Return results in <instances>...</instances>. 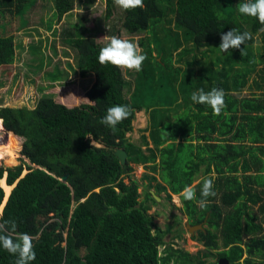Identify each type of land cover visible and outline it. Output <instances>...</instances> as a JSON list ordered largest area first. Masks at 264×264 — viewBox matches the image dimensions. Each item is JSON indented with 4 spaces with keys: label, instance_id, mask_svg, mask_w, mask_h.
<instances>
[{
    "label": "trees",
    "instance_id": "16d2710c",
    "mask_svg": "<svg viewBox=\"0 0 264 264\" xmlns=\"http://www.w3.org/2000/svg\"><path fill=\"white\" fill-rule=\"evenodd\" d=\"M69 2L54 0L55 14L64 15ZM76 2L77 11L65 15L74 13L75 20L59 38L65 55L75 60L68 62L74 73L94 77L86 90L90 102L69 107L51 92L34 106L0 103V118L22 141L24 156L17 165L0 166V206L6 182L13 189L3 219L15 222L10 234L32 237L36 257L30 264H207L210 259L209 264H219L224 258L230 264H264V25L238 12L245 0H143V9L128 11L104 0L106 12L99 17L114 22H108L107 32L91 29L89 13L78 9L84 1ZM46 7L45 0H0V67L15 63L20 47L8 32L12 21L7 16L17 17L21 29L29 23L27 15H40L38 24L50 29ZM232 28L251 34L241 45L246 54L219 50L221 33ZM123 30L130 40L142 36L138 43L147 56L141 71L127 70L132 79L97 60L109 40L101 43L93 35L121 38ZM31 48L42 65V45ZM60 72L55 65L43 76L60 81ZM16 76L19 80L21 73ZM201 88L223 89L220 115L191 101V93ZM114 105L131 110L115 130L100 123ZM143 110L150 114L144 129L149 136L141 142L152 145L149 155L131 136L136 114ZM16 136L10 140L14 153ZM117 148L127 152L124 162ZM134 164L151 166L153 174L160 171L161 182L146 176L151 183L143 201L132 177ZM207 178L213 179L215 195L201 208L200 188ZM186 185L195 188V200L180 197ZM176 196L189 225H202L192 237L204 247L196 254L165 240L183 223L175 210L165 228L156 223L160 213H150L174 204ZM176 232L179 239L188 234L187 228ZM15 260L0 248V264Z\"/></svg>",
    "mask_w": 264,
    "mask_h": 264
},
{
    "label": "rangeland",
    "instance_id": "374dc122",
    "mask_svg": "<svg viewBox=\"0 0 264 264\" xmlns=\"http://www.w3.org/2000/svg\"><path fill=\"white\" fill-rule=\"evenodd\" d=\"M83 1V5L78 9L86 14L89 13V17H91L89 27L91 29H94L100 26L101 28L109 32V21L106 19V15L104 17H99L104 15L106 12L104 0H92V2H89V0ZM45 4L47 6L46 13L43 14V10L42 14L47 21L52 20V28L50 29L48 27V24H46L47 27L45 25L38 24L40 15H34L33 13L27 15L29 18V23L26 27H23L21 29H17L16 27L19 25V19L17 17L12 19L9 15L7 16V19L12 21L11 25L9 26L8 32L10 31L15 35V42L17 45H20V47L17 48V58L15 63L0 67V103L2 101L3 105L34 106L37 99L41 97L42 94L51 92L56 93V101L63 103L69 107L78 106L83 103L90 102V100L86 96V90L92 85L94 77L89 75L87 78H83L80 76L79 70L77 71V74L74 73V70L68 65V62L74 64L75 60L73 57L68 58L65 55L59 38V33L65 28H70V25L75 20L74 13L67 17H65V15L71 10L74 12L77 11V2L76 0H70L69 10L62 16L55 14L54 0H45ZM109 23L112 24L114 22ZM129 35L125 30H123L120 34V37L121 39L130 40ZM93 36H95L101 43H105L107 40H109L106 34L102 32L95 33ZM141 38V35L134 37L133 39L131 37L130 41L138 42ZM33 44L42 45L44 51V61L42 65L41 61L43 59L41 58V55L36 54L32 51L31 46ZM177 58L178 56L175 57V61L177 60ZM55 65H59V69L61 70L60 74L62 75V77L60 81H53L47 76H43L46 71H53ZM176 66H181L182 68L187 67L185 63H176ZM123 71L127 75V78H133L132 73L128 74L127 70L125 69H123ZM18 72L21 73V78L19 80L16 76V73ZM26 73H28L27 78H25ZM10 88H12V93H10ZM245 96H250V93H245ZM149 120L150 114L148 111L143 110L141 112H138L134 121V131L131 133L132 139L136 143L141 145L142 152L145 155H149L148 150L150 148H153L152 145H150V147L148 148L144 146L143 143H141L143 141V129L147 126ZM180 121L181 117H177L175 119V122H177L178 124H180ZM2 124H4L3 119ZM1 131H4L5 133L2 134L0 132V166L4 164L5 167H9L19 164L21 162V158H24L21 153L22 141L18 136H16V134L12 133L10 134L8 140V148H6L4 143L7 141L8 132H6L4 125ZM14 135L16 136V140L18 141V148L15 151L16 153H14L10 146V140ZM128 135H130V133ZM12 154H15L16 158L14 157L13 161L9 162L10 155ZM25 159L28 161L26 157ZM156 163L158 164L159 160H157ZM149 165H151V163ZM133 167L134 171L132 172V177L136 179L140 186V201H143L146 188L151 183L146 176L151 177L155 175L161 182L159 175L160 171L153 174V172H151V166L148 170H146V168L142 165L134 164ZM152 183L155 184V182ZM6 196H8V193L7 195H5V197ZM165 196L166 195L163 194V197ZM174 199V204H170V206L166 205L158 208H153L150 213L159 212L160 214L156 218V223L159 226H163L165 228L173 223L174 219L170 210H175L174 213L183 218V223L177 228L173 227L174 231L169 233L166 236L165 240L175 245V247L178 249H184L185 251H189L192 254H196L197 252L204 250V247L196 242V240L192 238V235L190 233L185 234V237H183L182 239L175 237L176 234L177 236L180 234L179 232H176L178 228L181 231L184 228H187L186 221L188 218L183 211L182 199H178L177 196L174 197ZM204 259L206 260L207 258ZM213 260L214 259H210V262ZM210 262H208L207 264H209Z\"/></svg>",
    "mask_w": 264,
    "mask_h": 264
},
{
    "label": "clouds",
    "instance_id": "9594fccd",
    "mask_svg": "<svg viewBox=\"0 0 264 264\" xmlns=\"http://www.w3.org/2000/svg\"><path fill=\"white\" fill-rule=\"evenodd\" d=\"M113 2L125 11L137 8L143 9L144 7L143 0H113ZM238 12L241 15L256 18L261 25H264V0H245V2L239 4ZM249 39H251L250 33H241L238 29L232 28L225 33H221V42L218 48L221 53H228L230 49H239L241 54H246L241 45H244L245 41ZM146 59L147 56L143 53L138 42L121 39L117 36L110 37L108 43L99 50L97 56V60L102 66L111 65L119 69L134 70L136 72L142 70V64ZM224 96L223 89L212 88L206 92L201 88L192 92L190 99L193 103L210 107L213 115L218 116L225 107ZM130 114L131 110L127 105H114L106 110V114L101 118L100 123L115 130L116 126L127 119ZM146 128L147 126L144 129ZM144 129L143 135H148L149 131H144ZM214 195L213 179H204L200 188L201 199L199 200V206L201 208L206 207L207 198ZM180 197L187 201L195 200V188L191 185H186L181 191ZM5 206L4 203L0 206V248L16 256L15 264H30L36 257L33 239L27 233L10 234V232L15 231L16 225L14 221L3 219Z\"/></svg>",
    "mask_w": 264,
    "mask_h": 264
},
{
    "label": "water",
    "instance_id": "95a60500",
    "mask_svg": "<svg viewBox=\"0 0 264 264\" xmlns=\"http://www.w3.org/2000/svg\"><path fill=\"white\" fill-rule=\"evenodd\" d=\"M5 130H6V132H9L7 129H5ZM115 153H116V155L121 159L122 162L125 161V159H126V157H127V152H126L124 149H122V148H117V149L115 150ZM62 180L66 181V180H67V175L62 176ZM5 183H6V182H5ZM6 184H7V183H6ZM7 186H8V188H9L10 192H9V194H8V196H7L6 200H5V202H4V205H6L7 201L9 200V197H10L11 191H12V189H13V186H12V185L7 184ZM5 193H6V191H5ZM154 197H155L158 201H160V199H159L158 196H154ZM187 228H188V230H189L191 233H194L196 230H201V229H203V228H202V225H198V226L191 227V225H189V224L187 225ZM219 264H230V263H229V261H228L227 259L224 258V259L219 260Z\"/></svg>",
    "mask_w": 264,
    "mask_h": 264
},
{
    "label": "bare ground",
    "instance_id": "6f19581e",
    "mask_svg": "<svg viewBox=\"0 0 264 264\" xmlns=\"http://www.w3.org/2000/svg\"><path fill=\"white\" fill-rule=\"evenodd\" d=\"M3 125L4 124H2V118H0V132L3 134V133H5L4 131H1L2 130V128H3ZM9 132H8V135H7V141L4 143V145L6 146V148H8V140H9V137H10V134H12L13 132L11 131V130H8ZM4 150V149H3ZM4 152V151H3ZM2 157V156H1ZM14 157L16 158V156H15V154H12V155H10V159H9V162H12L13 161V159H14ZM7 176V175H6ZM2 184V183H1ZM7 185V184H6ZM3 186V185H2ZM6 195H7V193L9 194V192H10V190H9V188H6ZM5 198H7V196L5 197ZM4 200H6V199H4Z\"/></svg>",
    "mask_w": 264,
    "mask_h": 264
},
{
    "label": "flooded vegetation",
    "instance_id": "af4514ba",
    "mask_svg": "<svg viewBox=\"0 0 264 264\" xmlns=\"http://www.w3.org/2000/svg\"><path fill=\"white\" fill-rule=\"evenodd\" d=\"M190 222L187 220V222H186V227H187V225L189 224ZM187 232L188 233H190L191 235H192V237H194L193 235H196L195 233L193 234V233H191L190 231H188L187 230ZM194 239V238H193ZM196 242H198L197 240H196ZM199 243V242H198ZM200 244V243H199ZM221 260V259H220Z\"/></svg>",
    "mask_w": 264,
    "mask_h": 264
}]
</instances>
